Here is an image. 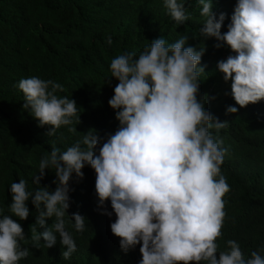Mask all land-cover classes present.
I'll use <instances>...</instances> for the list:
<instances>
[{
	"label": "clouds",
	"instance_id": "clouds-1",
	"mask_svg": "<svg viewBox=\"0 0 264 264\" xmlns=\"http://www.w3.org/2000/svg\"><path fill=\"white\" fill-rule=\"evenodd\" d=\"M198 2L205 18L200 35L214 37L220 42L217 47L226 44L235 53L219 61L217 69L225 82L231 80L236 104L243 108L264 100V0H237L224 34L225 15L217 19L211 0ZM164 6L177 24L188 20L178 0H164ZM188 38L185 34L168 44L160 36L138 58L124 53L111 61V79L118 83L108 103L119 127L102 144L94 129L66 151L53 143L50 155L40 161V175L34 182L39 183L46 169H55L54 191L29 192L23 179L11 184L12 215L27 220L29 199L38 213L30 226L34 245L42 239L52 248L58 233L67 249L62 253L65 259L76 250L64 217L70 207V178L75 173L82 179L87 164L96 174L100 206L110 201L115 213L111 232L125 252L141 245L140 264H264V256L256 251L245 260L234 240L227 241L229 250L217 259L216 240L225 215L222 197L229 186L220 175L226 150L209 129L219 131L227 121L214 120L197 99L199 77L205 73L199 65L206 48L186 46ZM107 42L111 44V38ZM18 88L24 94L23 108L30 109L38 126H50L48 136L73 124L78 107L75 100L56 94L63 91L59 83L34 76L20 80ZM237 110L229 106L227 113ZM68 131L77 132L71 126ZM52 217L55 222L49 227L46 220ZM70 218L76 231L82 232L85 218L79 213ZM35 225L44 231L37 233ZM24 239L20 223L8 215L0 219V264H18L29 256L19 244Z\"/></svg>",
	"mask_w": 264,
	"mask_h": 264
},
{
	"label": "trees",
	"instance_id": "trees-1",
	"mask_svg": "<svg viewBox=\"0 0 264 264\" xmlns=\"http://www.w3.org/2000/svg\"><path fill=\"white\" fill-rule=\"evenodd\" d=\"M178 3L185 6L189 17L183 24L170 17L164 0H0V219L11 216L24 229L25 239L19 244L29 256L18 264H140L141 245L125 252L111 232L115 213L110 201L100 206L96 174L87 164L82 179L73 173L69 181L70 207L64 219L76 250L68 259L62 256L67 249L60 244L58 233L52 248L42 239L34 245L30 226L38 213L29 199L28 219L13 216L9 210L10 186L23 179L29 192L39 188L54 191L55 169H46L39 183L34 182L40 175V161L50 155L53 143L61 152L66 151L94 129L102 144L119 127L108 103L118 83L111 79V61L124 53H135L134 58H138L160 36L171 44L185 34L189 37L186 46L206 48L199 65L205 73L199 77L197 99L214 120L227 121L219 131L209 129L226 150L220 175L229 186L222 197L225 215L216 240L217 259L220 252L229 250L228 240L238 243L245 260L253 251L264 256V100L243 108L236 104L231 80L225 82L217 69L219 61L235 53L226 44L217 47L220 42L214 37L200 35L205 18L200 15L198 0ZM211 3L217 19L225 15L224 34L237 0ZM34 76L59 83L63 91L56 94L75 100L78 108L70 126L77 132L61 126L54 136H48L50 126L39 127L30 109L23 108L25 98L18 84ZM229 106L236 107L237 112L228 114ZM74 213L85 218L82 232L73 226L70 217ZM54 222L55 217L49 218L46 225ZM35 227L37 233L44 231L39 225Z\"/></svg>",
	"mask_w": 264,
	"mask_h": 264
}]
</instances>
